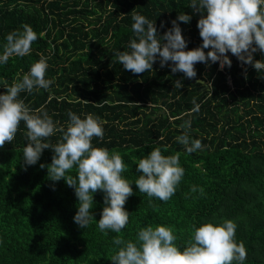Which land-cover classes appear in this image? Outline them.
Returning a JSON list of instances; mask_svg holds the SVG:
<instances>
[{
    "label": "trees",
    "instance_id": "obj_1",
    "mask_svg": "<svg viewBox=\"0 0 264 264\" xmlns=\"http://www.w3.org/2000/svg\"><path fill=\"white\" fill-rule=\"evenodd\" d=\"M190 3L0 0V54L6 36L23 31V25L38 35L30 54L0 64V94L19 82L41 55L46 57V78L54 83L48 90L21 92L18 98L33 110L43 106L58 127H67L69 111L81 118L98 117L104 122V138H93L92 144L119 152L126 165L122 175L133 189L124 206L129 223L121 233H102L97 227L105 206L102 191L93 194L94 220L87 228L79 227L73 220L78 210L74 189L63 179L50 180L47 167H40L51 163L53 150L44 149L35 165L24 164L28 140L22 121L14 140L0 148V264H112L117 235L134 241L139 228L162 224L174 228L182 247L193 224L226 219L236 223V240L246 247L244 264H264V72L229 52L230 68L197 63L194 79L173 74L171 62L162 68L159 59L152 70L134 74L115 55L129 51L135 38L133 13L153 21L160 36L179 14H188L189 23L177 21L188 42L186 50L201 46V14ZM253 60H264V54L257 51ZM177 80L183 84L180 89L174 86ZM205 85L209 88L202 90ZM194 100L198 112H192ZM185 120H191L190 129L180 128ZM184 131L204 148L187 153L176 140ZM60 136L57 132L47 142L56 144ZM155 148L166 156L180 153L185 170L168 202L150 200L134 183L142 174L138 160ZM66 175L75 177L76 169ZM194 185L205 195L191 193Z\"/></svg>",
    "mask_w": 264,
    "mask_h": 264
},
{
    "label": "clouds",
    "instance_id": "obj_2",
    "mask_svg": "<svg viewBox=\"0 0 264 264\" xmlns=\"http://www.w3.org/2000/svg\"><path fill=\"white\" fill-rule=\"evenodd\" d=\"M189 7L201 14L197 23L201 46L186 50L188 42L177 21L189 23L191 16L188 14H179L171 22L172 27L160 36L153 21L133 13L135 38L128 44L129 51L115 53L123 68L134 74H143L152 70L159 59L162 68L171 62L173 74L179 72L194 79L197 63L219 62L221 70L225 66L230 68V52L242 64L252 65L258 73L264 72V60H253L257 51L264 54V0H191ZM37 39V33L27 24L23 25V31L9 33L0 54V64H7L11 57L30 54L32 43ZM205 49L210 50L205 53ZM47 68V58L41 55L19 82L6 87V93L0 94V148L14 140L23 121L28 140L23 149L24 164L35 165L44 149H52L51 163L40 167H47L50 180L63 179L74 189L78 199L74 222L81 228L89 226L94 220L90 211L93 194L102 191L105 206L97 227L102 233L119 234L129 223L130 214L124 206L133 195V189L132 183L122 175L126 165L119 152L92 144L93 138L103 140L104 122L92 114L81 118L69 111L67 127H58L43 106L33 110L18 98L24 91L32 93L33 90L50 88L54 81L46 78ZM174 86L180 89L183 84L177 80ZM193 104L192 112H198L199 105L195 100ZM180 128L190 129L191 120H185ZM57 132L61 134L59 141L56 144L47 142ZM176 140L189 154L204 148L201 140H190L188 131L177 136ZM179 161L180 153L166 156L160 148L152 149L140 158L137 171L142 174L134 182L139 192L150 200L156 198L168 202L184 177L185 170ZM73 168L77 175H66ZM190 191L205 195L204 189L195 185ZM236 228V223L230 219L219 224H193L189 239L181 247L176 243L178 236L172 226L148 225L139 228L134 241L125 240L120 235L113 237L112 242L118 250L111 256V261L112 264H244L247 250L242 241L237 242Z\"/></svg>",
    "mask_w": 264,
    "mask_h": 264
},
{
    "label": "water",
    "instance_id": "obj_3",
    "mask_svg": "<svg viewBox=\"0 0 264 264\" xmlns=\"http://www.w3.org/2000/svg\"><path fill=\"white\" fill-rule=\"evenodd\" d=\"M197 82L204 84V82L201 80H197ZM208 88H209V85H205L202 90H207Z\"/></svg>",
    "mask_w": 264,
    "mask_h": 264
},
{
    "label": "built area",
    "instance_id": "obj_4",
    "mask_svg": "<svg viewBox=\"0 0 264 264\" xmlns=\"http://www.w3.org/2000/svg\"><path fill=\"white\" fill-rule=\"evenodd\" d=\"M218 69L221 70L220 67H219V62H218Z\"/></svg>",
    "mask_w": 264,
    "mask_h": 264
}]
</instances>
